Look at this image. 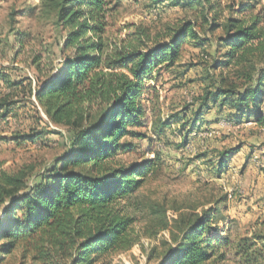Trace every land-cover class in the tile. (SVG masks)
<instances>
[{"label":"rangeland","instance_id":"1","mask_svg":"<svg viewBox=\"0 0 264 264\" xmlns=\"http://www.w3.org/2000/svg\"><path fill=\"white\" fill-rule=\"evenodd\" d=\"M56 1L0 0V164L10 173L32 168L29 186L67 152L74 132L50 122L35 99L41 82L70 54L63 50L67 30L58 24ZM107 2L109 42L136 27L167 43L169 34L190 24L194 37L180 45L174 63L151 71L140 96L143 115L119 142L127 148L116 164L145 172L120 205L134 219L137 242L106 262L160 264L182 232L208 212L205 238L214 246L221 242L209 264H237L245 240L264 237V126L248 122L250 113L235 119L233 109L219 110L209 100L196 119L206 93L219 86L244 89L246 81L238 78L244 73L223 66L222 26L228 19L260 20L264 28V0H210L213 11L198 0L192 6L189 0ZM246 70L254 81L256 72L264 77V59ZM261 92L257 111L264 117Z\"/></svg>","mask_w":264,"mask_h":264},{"label":"trees","instance_id":"2","mask_svg":"<svg viewBox=\"0 0 264 264\" xmlns=\"http://www.w3.org/2000/svg\"><path fill=\"white\" fill-rule=\"evenodd\" d=\"M200 1L213 11L210 0ZM108 6L107 0L56 1L58 24L67 30L63 50L70 54L41 82L35 99L50 122L74 132L67 152L30 186L32 168L10 173L0 164V264H107L137 242L134 219L120 205L141 184L135 179L145 167L117 165L115 157L127 148L119 142L143 115L140 96L151 71L174 63L180 45L194 33L187 24L161 43L136 27L123 40L109 42ZM260 24L228 19L222 26L223 66L240 69L244 74L238 78L246 85L241 91L231 85L206 93L196 121L209 100L219 110L233 109L235 119L250 113L254 118L248 115V122L264 126L257 111L264 77L256 72L254 81L246 70L264 59ZM210 220L208 212L195 219L160 264H209L221 244L205 238ZM239 249L237 264H264V237L245 240Z\"/></svg>","mask_w":264,"mask_h":264},{"label":"crops","instance_id":"3","mask_svg":"<svg viewBox=\"0 0 264 264\" xmlns=\"http://www.w3.org/2000/svg\"><path fill=\"white\" fill-rule=\"evenodd\" d=\"M222 116L221 114L219 115V117Z\"/></svg>","mask_w":264,"mask_h":264}]
</instances>
